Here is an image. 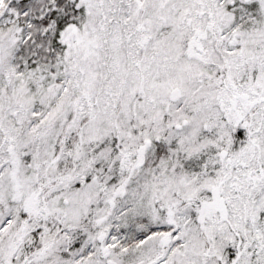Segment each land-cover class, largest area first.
Wrapping results in <instances>:
<instances>
[{
	"label": "snow or ice",
	"instance_id": "snow-or-ice-1",
	"mask_svg": "<svg viewBox=\"0 0 264 264\" xmlns=\"http://www.w3.org/2000/svg\"><path fill=\"white\" fill-rule=\"evenodd\" d=\"M0 264H264V0H0Z\"/></svg>",
	"mask_w": 264,
	"mask_h": 264
}]
</instances>
